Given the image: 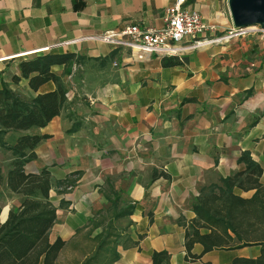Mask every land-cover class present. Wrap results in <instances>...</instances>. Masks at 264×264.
<instances>
[{"label": "crops", "instance_id": "crops-1", "mask_svg": "<svg viewBox=\"0 0 264 264\" xmlns=\"http://www.w3.org/2000/svg\"><path fill=\"white\" fill-rule=\"evenodd\" d=\"M174 1L0 0V88L7 83L28 98L54 90L53 81L35 91L28 78L14 80L22 59L54 51L78 58L52 67L67 88L61 112L45 126L5 136L13 145L22 133L46 135L25 171L50 172L57 210L49 236L67 241L58 264L76 256L79 233L116 195L118 209L134 205L115 221L116 264H152V253L164 250L171 264H224L223 256L233 264L245 256L244 246L193 260L185 240L204 186L244 168L246 151L264 170V34L187 48L172 65L162 55L140 58L129 47L92 39L127 24L161 27ZM187 6L219 33L235 25L229 0H188ZM12 159L0 145V223L24 199L8 186ZM74 179L72 186L59 183ZM255 246L245 257L259 253ZM202 248L196 243L193 252Z\"/></svg>", "mask_w": 264, "mask_h": 264}, {"label": "trees", "instance_id": "trees-1", "mask_svg": "<svg viewBox=\"0 0 264 264\" xmlns=\"http://www.w3.org/2000/svg\"><path fill=\"white\" fill-rule=\"evenodd\" d=\"M178 55L165 56L164 64L172 65L180 60ZM78 60L73 52H39L22 59L20 75L14 80L28 78L31 89L38 91L40 85L53 81L56 88L24 97L4 83L0 88V145L12 153L8 171V186L24 196L22 203L11 210L8 218L0 223V264H58V258L67 241L61 236L52 241L49 231L55 224L56 206L50 200L52 180L47 168L38 172L25 171L28 160L35 157L34 149L45 134L22 133L13 145L5 141L6 133L12 130L27 131L47 125L66 104L67 88L59 74L52 71L56 64H69ZM240 161L245 167L235 174L224 176L220 183L204 186L193 206L195 217L186 229L185 246L191 259L214 249H235L244 246H259L256 256H238L233 264H264V170L250 152H243ZM0 166V188L3 183ZM73 181H59L72 186ZM110 222L107 227L91 235L100 226L95 221L87 233L91 245L83 260L76 264H116L120 253L117 248L120 231L115 227L118 217L131 214L134 205L118 209L119 196L110 198ZM1 210V208H0ZM203 248L193 252L194 244ZM167 250L154 251L152 264H171ZM208 264H211L208 262Z\"/></svg>", "mask_w": 264, "mask_h": 264}, {"label": "built area", "instance_id": "built-area-1", "mask_svg": "<svg viewBox=\"0 0 264 264\" xmlns=\"http://www.w3.org/2000/svg\"><path fill=\"white\" fill-rule=\"evenodd\" d=\"M188 0H175L166 8L164 24L161 27H145L127 24L120 30H108L92 37L105 43L129 47L140 58L155 54L162 56L180 55L187 48L204 43L229 41L234 36L263 33L259 25L245 27L231 26L219 33V26L207 23L201 13L187 6ZM186 44H184V42Z\"/></svg>", "mask_w": 264, "mask_h": 264}, {"label": "water", "instance_id": "water-1", "mask_svg": "<svg viewBox=\"0 0 264 264\" xmlns=\"http://www.w3.org/2000/svg\"><path fill=\"white\" fill-rule=\"evenodd\" d=\"M236 26L261 25L264 28V0H229Z\"/></svg>", "mask_w": 264, "mask_h": 264}, {"label": "rangeland", "instance_id": "rangeland-1", "mask_svg": "<svg viewBox=\"0 0 264 264\" xmlns=\"http://www.w3.org/2000/svg\"><path fill=\"white\" fill-rule=\"evenodd\" d=\"M6 156V155H5ZM112 198V197H111ZM109 209H103L102 212L98 213V215L95 216L96 221L98 222V224H100V228L103 229L105 227L108 226L109 222H110V214H109ZM107 211V212H106ZM95 221H92L89 223V226L83 230H81V232L79 233V237L77 240V248H75L76 252L75 255L76 256H71V255H65L64 257H70V261H66L64 264H76V262L78 260H83L85 255L90 251V247L91 245L89 242V238L87 237V233H90V229H92L93 224ZM121 226V225H120ZM122 227V226H121ZM118 229V228H117ZM119 230V229H118ZM95 231H93L91 233V235H94ZM259 247V246H258ZM256 246L252 245V246H245L244 248L241 249V254L248 256L250 254L255 253L256 252ZM225 257L228 256H223L222 260L224 261V264L227 262V259Z\"/></svg>", "mask_w": 264, "mask_h": 264}]
</instances>
